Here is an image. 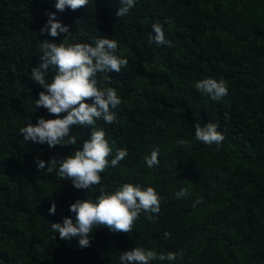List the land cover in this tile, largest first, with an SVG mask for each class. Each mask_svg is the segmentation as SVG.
<instances>
[{
	"label": "trees",
	"instance_id": "obj_1",
	"mask_svg": "<svg viewBox=\"0 0 264 264\" xmlns=\"http://www.w3.org/2000/svg\"><path fill=\"white\" fill-rule=\"evenodd\" d=\"M55 3L0 0V264H121L122 252L137 246L183 253L150 264H264V0H136L120 17L119 0H89L63 12ZM49 13L68 36L40 33ZM154 23L171 46L149 41ZM101 37L116 40L117 54L128 60L119 73L97 76H109L121 98L117 120L95 124L116 142L109 162L117 149L128 152L101 174V184L106 191L123 183L154 187L160 211L141 213L129 233L98 226L81 248L78 238L61 240L51 223L74 219L69 206L95 201L100 186L77 189L57 175L58 165L39 170L36 158L47 168L51 158L82 148L91 128L73 125L76 145L53 148L25 141L19 129L66 115L35 108L46 91L31 80L42 40ZM53 74L50 68L49 82ZM205 78L225 80L227 96L213 101L201 93L195 85ZM196 121L216 123L225 139L219 146L196 140ZM154 149L159 164L149 168L145 157ZM181 188L188 193L177 198Z\"/></svg>",
	"mask_w": 264,
	"mask_h": 264
},
{
	"label": "clouds",
	"instance_id": "obj_2",
	"mask_svg": "<svg viewBox=\"0 0 264 264\" xmlns=\"http://www.w3.org/2000/svg\"><path fill=\"white\" fill-rule=\"evenodd\" d=\"M89 0H56L55 8L63 12L65 8L73 11L86 7ZM136 0H119L121 5L116 16L126 15L135 6ZM47 24L40 29V33H47L57 37L61 33L64 37L70 34L66 25L49 13ZM154 35H149V41L171 46V41L165 39L163 27L160 23L152 25ZM42 52L38 67H32L31 80L46 91H41L35 100V108L43 107L47 111L63 118L44 119L37 118L36 123L29 122L19 129L23 139L28 142L47 144L49 148L57 145H76V135L71 134L73 125L90 127V138L83 142L82 148H77L70 155L56 160L51 158L45 167V161L36 158L39 170L52 173L57 169V175L62 180H71L77 189H90L100 186L99 195L95 201L90 199L76 200L69 206V211L75 214L74 219L65 217L61 223H51V229L59 234L61 240L78 238L81 248L90 246L94 229L98 226L106 227L114 233H129L141 213L158 214L160 211V196L154 187H141L139 184L123 183L114 191H106L101 184V174L109 168H115L127 155V149H117L114 158L113 147L106 132L95 127L96 121L103 119L106 123L117 120V113L113 111L121 104V98L115 88L109 87L111 78L105 75L98 80V73L121 71L128 65L127 58L117 54L118 42L107 37L97 38L92 43L85 42H49L42 40L39 44ZM50 68L54 70L51 82L46 79ZM195 87L213 101H220L227 96L228 88L225 80L217 81L214 78H205L196 83ZM88 101H91L90 103ZM195 139L207 144L219 146L225 139L218 131L216 123L208 122L203 125L196 121L193 125ZM181 144L188 142L181 140ZM159 151L154 149L145 157L146 165L152 168L159 164ZM188 193L187 188H181L175 193L182 198ZM56 205L53 202L49 213L54 214ZM149 220L153 215H148ZM165 236H168L165 233ZM55 238V236H54ZM182 258V252L157 253L154 249L147 250L137 246L125 250L120 255L121 264H150L153 260L175 261Z\"/></svg>",
	"mask_w": 264,
	"mask_h": 264
}]
</instances>
